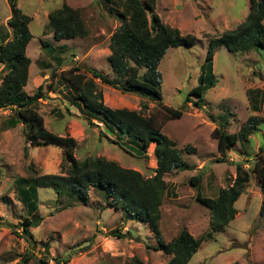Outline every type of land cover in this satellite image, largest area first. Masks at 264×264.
I'll return each instance as SVG.
<instances>
[{
  "label": "rangeland",
  "instance_id": "rangeland-1",
  "mask_svg": "<svg viewBox=\"0 0 264 264\" xmlns=\"http://www.w3.org/2000/svg\"><path fill=\"white\" fill-rule=\"evenodd\" d=\"M31 18L28 25L32 39L26 47L30 59L29 77L23 91L32 96L44 85L45 98L35 109L46 130L58 137L75 140L74 156L82 161L103 158L132 169L143 177L154 176V144L143 153L126 135L109 134L104 125L75 106V93L63 81L62 72L72 67L92 69L109 79H116L107 57L109 39L120 26L113 8L105 0H10ZM251 0H157L155 13L160 21L176 28L182 35H192L189 47L170 48L161 60L160 92L162 104L182 112L178 120L165 123L161 133L175 142L188 170L165 175L166 191L160 207L159 230L164 242L186 229L194 238L209 231V210L195 200L196 194L214 198L218 190L231 186L235 165L252 167L259 147H264V49L232 54L218 47L213 58L215 86L203 93V106L196 108L190 91L197 87L206 62L208 40L241 25L249 15ZM63 4L79 10L88 30L87 37L55 41L47 28L48 15ZM8 0H0V44L12 37L7 22L11 16ZM8 32V34H7ZM10 35V36H9ZM4 38V40H3ZM42 45L53 48L48 53ZM84 71H82L83 73ZM54 73V79L51 75ZM5 74L0 64V81ZM88 77L89 74H86ZM44 80H47L44 82ZM103 103L111 109L140 111L143 99L95 81ZM51 83L52 91L47 86ZM119 85V82H117ZM250 91H259V112L251 110ZM190 102H187L186 99ZM144 115L161 118L160 107L146 102ZM9 111L0 110V264H17L25 256L28 264H131L133 258L143 264H167L169 257L156 251L157 243L147 223L127 217L120 210L107 207L102 196L91 190L88 204L67 199L56 201L49 189H38V224L31 229L33 241L21 237L17 226L27 215L17 189L29 177L57 175L63 153L54 146H31L25 140L23 125L6 128ZM209 116L215 118L213 123ZM261 119L247 141L238 138L225 159L217 152L212 137L215 126L238 133L250 117ZM192 149L190 151L186 150ZM27 149V155H24ZM199 176L197 185L190 179ZM262 195L256 176L251 175L234 204V220L211 239L201 243L188 264H264V212L260 215ZM119 231L124 238L109 234ZM47 248V252L44 249ZM63 261V262H61Z\"/></svg>",
  "mask_w": 264,
  "mask_h": 264
},
{
  "label": "trees",
  "instance_id": "trees-1",
  "mask_svg": "<svg viewBox=\"0 0 264 264\" xmlns=\"http://www.w3.org/2000/svg\"><path fill=\"white\" fill-rule=\"evenodd\" d=\"M105 2L116 8L115 16L120 21V26L109 39L110 54L107 57L108 65L116 79H109L89 68L83 70L79 66L62 72L60 76L75 93L74 104L87 114L89 123L93 118L99 120L109 134L126 135L131 143L141 147L143 153L154 144L153 155L156 160L154 176L145 178L135 170L124 169L117 163L103 158L79 161L74 156L76 148L74 139L58 137L46 130L43 119L35 109L37 101L45 98L44 85L38 86L32 96L23 91L31 64L26 56V47L32 39L28 28L31 18L18 9L15 2L8 0L11 16L7 25L12 30V37L0 44V64L5 69L0 81V110L9 111L5 126L10 129L21 124L24 126L25 140L31 146H54L60 148L63 153L59 174L29 177L17 189L27 215L32 216L24 218L17 227L21 229L22 238L27 242L33 241L31 229L41 219L38 218V221L36 219L39 206L38 189L52 190L57 202L67 199L71 202L67 207H72L76 202L88 204V194L94 190L102 196L107 207L120 210L125 216L148 224L157 243L155 250L169 257L167 264H188L202 242L211 239L215 233L225 229L234 220L237 213L234 204L250 181L251 175L256 176L259 182L262 195L260 215L263 214L264 147L258 148L252 167L244 168L249 161L235 165V178L231 186L218 190L214 198L196 194V202L210 213L209 231L206 234L194 238L184 229L171 241L164 242L159 230L160 207L166 191L163 178L174 172L188 170L189 166L183 162L182 152L176 148L175 142L161 133L165 123L180 119L182 112L162 104L160 92L162 78L158 66L170 48L193 46L195 37L189 34L182 35L178 29L163 24L155 13L157 0H105ZM47 28L53 39L58 42L83 39L88 35L80 11L66 4L49 13ZM207 44L202 75L197 87L189 93L190 96L197 98L193 105L198 109L203 106L205 90L214 87L216 83L212 61L218 47L223 46L232 54L264 49V0H251L249 15L245 21L235 29L209 39ZM42 47L48 53L54 51L46 45ZM50 78L54 79V73ZM95 81L143 99L141 110L107 107ZM46 86L52 91L51 83ZM249 96L252 98L251 110L259 112L260 101L257 99L261 98L260 92L250 91ZM145 101L160 107L162 117L158 118L155 114L145 116L144 113L148 110ZM186 101L190 102L188 97ZM209 118L213 123L216 122L212 116ZM261 122L258 117H250L239 132L233 134L228 133L222 125L215 126L212 137L216 140L218 154L225 159L238 138L247 141ZM24 155H27V149H24ZM198 182L199 176L190 179L192 185H197ZM109 235L118 239L125 236L119 231H112ZM44 252H47V248ZM68 262L64 260V263ZM28 263L29 257L25 256L17 264ZM38 263L48 264L43 259ZM131 264L143 263L133 258Z\"/></svg>",
  "mask_w": 264,
  "mask_h": 264
},
{
  "label": "crops",
  "instance_id": "crops-1",
  "mask_svg": "<svg viewBox=\"0 0 264 264\" xmlns=\"http://www.w3.org/2000/svg\"><path fill=\"white\" fill-rule=\"evenodd\" d=\"M7 34H8V32H7ZM10 36V35H9ZM10 39V37H8L6 40H5V42H7L8 40ZM3 40H4V38H3ZM31 65V64H30ZM30 69V68H29Z\"/></svg>",
  "mask_w": 264,
  "mask_h": 264
}]
</instances>
